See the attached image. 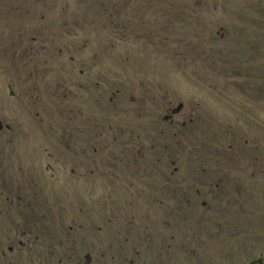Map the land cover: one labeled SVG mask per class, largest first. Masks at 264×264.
Instances as JSON below:
<instances>
[{"label":"rangeland","instance_id":"374dc122","mask_svg":"<svg viewBox=\"0 0 264 264\" xmlns=\"http://www.w3.org/2000/svg\"><path fill=\"white\" fill-rule=\"evenodd\" d=\"M263 74L264 0H0V264H264Z\"/></svg>","mask_w":264,"mask_h":264},{"label":"trees","instance_id":"16d2710c","mask_svg":"<svg viewBox=\"0 0 264 264\" xmlns=\"http://www.w3.org/2000/svg\"><path fill=\"white\" fill-rule=\"evenodd\" d=\"M94 28L97 29L98 25L96 27H94ZM193 49L197 50L198 48H193ZM199 49L200 50L196 51V52H197L198 58L200 59V62L204 63V66L217 68L220 65V61H226L227 60L226 59L227 56L224 55V52H219L222 55V57H219V54L212 55L205 48H199ZM177 56H180V54H177L174 58H176ZM174 58H173V61L175 60ZM189 61L190 62H187V61L186 62L187 63H191L192 65H195V67H194L195 71H193V73L196 74L198 76V78L202 77L200 75L206 74V73L209 72V71H206V70H205V72H202L203 69H205V67H203V68L198 67L196 62H194L195 64L192 62V59H190ZM181 62H183L182 59H181ZM222 66H224V65H222ZM132 73L134 74L135 72H132ZM96 77H98L97 74H96ZM226 87H227V85H226V83H224L221 86V90L224 91L226 89ZM99 145H101V147H100V149H101L100 155H101V163H102V165H101L102 174H103V170H104V174H105L106 173V168H104L103 165H104L105 162H108L110 160V158H111L110 156H111L112 153H106V152L103 153L102 151L103 150H108L109 147L104 146L102 143L99 144ZM96 148H98V146ZM86 153H89V152H86ZM95 153H97L96 149L92 152L91 156H95ZM86 156H88V155H86ZM116 158H121V157H116ZM130 162H131V160H129V159L124 161V162L122 161L121 163H119V161H113L111 163V165L116 167V170L114 172L115 175L116 176L118 175L117 171H118V168H120V166H122V165L123 166H128L129 164H131ZM146 171H148L150 173H154L152 170H146ZM136 173H138L139 178L141 176H146V178H152L153 179L152 182H154V183L156 182V178H153L150 174L147 175L145 172H141V171H139L137 169H136ZM93 203H94V201H93ZM91 207L93 208L94 206L92 205ZM159 220L163 223V232L161 233V235L168 234L170 236H173V235H175L174 234V229L175 230L179 229V231H180V227H178V226H180L181 220L179 219V217L177 215L176 216H170V217L167 216V217H165L163 219L159 217Z\"/></svg>","mask_w":264,"mask_h":264},{"label":"water","instance_id":"95a60500","mask_svg":"<svg viewBox=\"0 0 264 264\" xmlns=\"http://www.w3.org/2000/svg\"><path fill=\"white\" fill-rule=\"evenodd\" d=\"M2 126H3V124H2V122H1V120H0V128H2ZM89 261V259H87V261H86V263Z\"/></svg>","mask_w":264,"mask_h":264}]
</instances>
